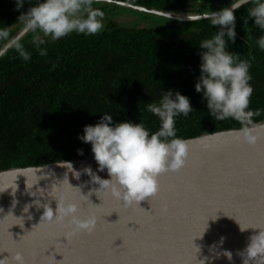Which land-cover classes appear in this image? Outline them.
Instances as JSON below:
<instances>
[{
	"label": "trees",
	"instance_id": "obj_1",
	"mask_svg": "<svg viewBox=\"0 0 264 264\" xmlns=\"http://www.w3.org/2000/svg\"><path fill=\"white\" fill-rule=\"evenodd\" d=\"M162 10L204 13L221 9L231 0H121ZM38 0L16 10L15 0H0V39L2 48L24 22L19 16ZM104 12V29L95 35L73 33L60 40L42 37L48 54L41 56L33 44L36 35L27 33L18 42L31 53L24 61L12 46L0 57V170L16 166L42 165L53 161L92 156L91 145L78 139L86 125H95L105 113L119 123L143 122L150 132L160 127L158 117L147 111L163 92L179 91L189 97L193 111L176 118L177 136L183 139L205 133L240 128L235 119L215 120L207 101L195 84L200 75L199 44L216 29L205 19L182 21L143 11L156 17L150 26H127L109 17L107 6L123 9L116 3L97 1ZM245 5L237 17L235 43L228 51L251 64L250 84L254 91L250 109H259L255 122L264 119V50L256 43L264 30L248 18ZM248 20V23H244ZM83 150V155L78 150Z\"/></svg>",
	"mask_w": 264,
	"mask_h": 264
},
{
	"label": "water",
	"instance_id": "obj_2",
	"mask_svg": "<svg viewBox=\"0 0 264 264\" xmlns=\"http://www.w3.org/2000/svg\"><path fill=\"white\" fill-rule=\"evenodd\" d=\"M97 1L182 21L206 13ZM27 33L20 29L0 57ZM257 124L264 129V119ZM240 129L186 138V165L161 174L158 194L132 205L83 172L91 167L101 179L110 178L106 169L97 171L93 155L0 170V258L20 252L26 264H243L238 253L264 231V135L248 145ZM54 194L94 215V230L69 238L60 224L41 219L44 207L55 210ZM249 264H264V257Z\"/></svg>",
	"mask_w": 264,
	"mask_h": 264
},
{
	"label": "clouds",
	"instance_id": "obj_3",
	"mask_svg": "<svg viewBox=\"0 0 264 264\" xmlns=\"http://www.w3.org/2000/svg\"><path fill=\"white\" fill-rule=\"evenodd\" d=\"M96 2L38 0L18 20L24 22L25 32L42 34L34 37L33 44L41 56H46L47 49L41 48V45L47 41L42 37L56 41L73 33L91 36L104 29L105 14L101 9L94 8ZM26 3L31 4V0H15L16 10L23 9ZM249 4L252 7L247 9L248 18L264 30V0H231L228 6L220 10H209L203 14L202 19L209 21L216 31L199 44L200 75L195 89L203 94L209 114L215 120H237L242 126L239 135L243 142L255 145L264 135V129L254 120L260 115V110L249 107L254 91L250 84L251 64L248 60L240 59L239 54L228 51L229 42L235 43L237 37V17L234 13ZM244 23H248V20ZM7 36L6 31H0V39ZM256 43L264 50V35ZM13 46L24 61L31 59V53L21 43L16 42ZM147 111L160 121V127L155 132H150L143 122L126 120L117 123L112 115L105 113L95 125H86L83 134L78 136L82 142L91 145L98 164L97 171L106 169L110 178L101 179L91 167L84 168L83 172L91 180L93 176L97 177L95 183L100 188L110 190L115 198L121 199L126 205L139 203L158 194L159 176L181 170L189 156L188 141L176 134V118L181 115L187 117L193 111L189 97L179 91L169 90L163 92L158 102L149 103ZM78 154L83 155V150H78ZM76 173L79 176L81 174ZM53 199L57 201L55 210L49 205L44 207L41 219L60 224L69 238L79 232L91 233L94 230L96 217L84 214L80 203L55 194ZM225 254L231 259V253ZM238 255L243 258V264H249L250 260L258 256L264 257V231L253 235L246 249ZM0 264L26 262L23 254L16 252L11 258H0Z\"/></svg>",
	"mask_w": 264,
	"mask_h": 264
},
{
	"label": "rangeland",
	"instance_id": "obj_4",
	"mask_svg": "<svg viewBox=\"0 0 264 264\" xmlns=\"http://www.w3.org/2000/svg\"><path fill=\"white\" fill-rule=\"evenodd\" d=\"M96 6H94L95 8ZM106 10L108 12L115 11V14H112L109 18L111 20H118L122 24L127 26H150L155 24L157 21L156 17H149L148 15L142 14V12L133 10L131 8L115 9V7L107 6Z\"/></svg>",
	"mask_w": 264,
	"mask_h": 264
},
{
	"label": "flooded vegetation",
	"instance_id": "obj_5",
	"mask_svg": "<svg viewBox=\"0 0 264 264\" xmlns=\"http://www.w3.org/2000/svg\"><path fill=\"white\" fill-rule=\"evenodd\" d=\"M17 34H18V33H17ZM17 34H16V35H17ZM16 35H15V36H16ZM15 36H13V37H15Z\"/></svg>",
	"mask_w": 264,
	"mask_h": 264
}]
</instances>
